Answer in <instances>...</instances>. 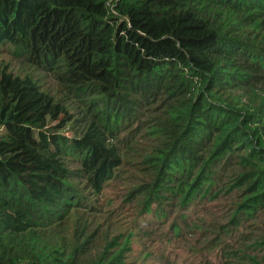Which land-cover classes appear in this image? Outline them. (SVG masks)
Listing matches in <instances>:
<instances>
[{
    "label": "trees",
    "instance_id": "1",
    "mask_svg": "<svg viewBox=\"0 0 264 264\" xmlns=\"http://www.w3.org/2000/svg\"><path fill=\"white\" fill-rule=\"evenodd\" d=\"M1 55L0 264H264V0H0Z\"/></svg>",
    "mask_w": 264,
    "mask_h": 264
},
{
    "label": "rangeland",
    "instance_id": "2",
    "mask_svg": "<svg viewBox=\"0 0 264 264\" xmlns=\"http://www.w3.org/2000/svg\"><path fill=\"white\" fill-rule=\"evenodd\" d=\"M5 59L7 62H11L10 58L6 55H1L0 60ZM13 65H15V68L19 71L20 70V65L17 62H13ZM62 134H65L66 136L70 137L71 132L68 131V129L63 130ZM124 190V188L113 185L107 190V195L108 197L111 198L112 204L109 203V205H104L103 206V211H102V216L106 218L107 216L111 217V223H120L124 227L129 226V223H134L136 224L135 218L130 219L127 217V214L124 213L125 210H118V205L120 203V198H121V191ZM116 220H119L116 222ZM133 226V225H132Z\"/></svg>",
    "mask_w": 264,
    "mask_h": 264
}]
</instances>
